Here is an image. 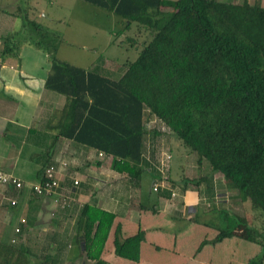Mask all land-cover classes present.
Here are the masks:
<instances>
[{
    "label": "trees",
    "instance_id": "trees-1",
    "mask_svg": "<svg viewBox=\"0 0 264 264\" xmlns=\"http://www.w3.org/2000/svg\"><path fill=\"white\" fill-rule=\"evenodd\" d=\"M81 1L117 16L122 32L135 26L145 30L148 39L135 60L123 63L121 75L114 78L99 66L87 69L57 59L55 36L36 20L20 17L21 30L5 38L1 56H14L24 43L47 54L51 66L45 88L65 97V104L49 121L56 138L110 157L115 172L139 181L145 119L153 117L188 154L196 156L198 167L206 161L223 176L228 190L236 191L252 211L264 216V6L260 0H174L169 11L162 10L168 4L165 0ZM24 29L28 39L18 40ZM131 43L135 44L132 39ZM50 164L41 169L40 177ZM140 210L148 208L141 205ZM213 213L217 222H232L234 227L196 218L197 224L215 232L196 253L224 242L233 245L229 246L233 254L249 253L242 264H264V230L247 224L251 216L240 218L225 210ZM80 216L86 222V258L109 264L101 253L114 214L87 204ZM143 240L141 230L122 238L117 225L115 256L138 263ZM234 257L227 258L229 264H236ZM0 264L59 263L52 258L32 261L27 248L0 241Z\"/></svg>",
    "mask_w": 264,
    "mask_h": 264
},
{
    "label": "crops",
    "instance_id": "crops-1",
    "mask_svg": "<svg viewBox=\"0 0 264 264\" xmlns=\"http://www.w3.org/2000/svg\"><path fill=\"white\" fill-rule=\"evenodd\" d=\"M20 1L0 0V172L24 183L22 190L0 185V241H14L27 248L32 261L52 258L59 264H94L86 258V222L80 216L81 208L91 204L115 216L101 253V259L109 264H229L228 259L214 255L224 242L204 246L196 253L199 244L212 239L215 232L195 220L206 218L217 223L213 212L228 211V202L237 197H223L221 189L230 192L223 176L213 172L206 161L198 167L196 156L188 154L176 139V146L170 145L169 179L155 192L153 183L162 179L145 155V142L140 180L132 181L112 169L110 157H99L93 149L56 138L54 124L49 121L53 112L63 107L65 97L45 88L51 66L47 56L25 43L14 56H1L5 38L21 30L22 21L17 17ZM260 2L264 6V0ZM4 17H9L6 26ZM68 155H76L77 160L69 164ZM60 162L67 163L58 174L57 194L68 200L64 209L59 208L58 195L43 197L31 190L44 166ZM192 172L193 177L189 175ZM200 178L199 185L183 182ZM214 198L217 205L206 211L204 202ZM141 205L148 210H140ZM117 225L122 238L144 231L138 263L115 256ZM16 228H20L19 234ZM198 230L201 233L197 236ZM233 255L236 264L245 263L250 256Z\"/></svg>",
    "mask_w": 264,
    "mask_h": 264
},
{
    "label": "rangeland",
    "instance_id": "rangeland-1",
    "mask_svg": "<svg viewBox=\"0 0 264 264\" xmlns=\"http://www.w3.org/2000/svg\"><path fill=\"white\" fill-rule=\"evenodd\" d=\"M165 1H167L168 4L163 6L162 10H171L169 5L171 1L174 0ZM224 1L241 3L243 0ZM19 8L18 14H20V16L17 15V17H29L30 19H34L55 36L54 41H57L55 44V56L57 59L70 65L87 69L99 66L101 70L107 71L108 73L110 72L114 78H118L121 75L123 63L135 60L141 48V43L148 39V33L135 26H132L131 29L125 33L122 32L121 20L117 16L109 14L81 0H21ZM34 8L36 10H34ZM8 18L9 17L1 18L3 22L5 20V26L9 22ZM22 31L26 32H22V35L19 34L17 38L18 40L25 41L28 39V31L26 29ZM1 32L2 30H0V33ZM131 39L132 42H135L134 45H132ZM45 55L47 56V54ZM47 60L50 64L48 56ZM145 129L146 135L144 137V142L146 157L157 166L159 161L164 158V154H169L170 152L171 162L168 172V174H170L172 163V150L170 149V145L172 147L176 146L175 138L170 136L167 128L153 117H146ZM75 156L76 155H68L66 160L69 164H71V161L77 160ZM68 166L69 171H72L71 165ZM168 174L165 175L167 179H169ZM189 175L193 177L195 174L192 172ZM220 193L223 197H232V195L237 197L234 201L228 202V211L231 214L240 218L250 215L251 217L248 219L247 224L259 231L264 230V216L257 211H252L248 203L242 201V199L237 196L238 194L236 191L230 190V192H228L225 189H221ZM217 200V198H214L212 202H209L211 203V207L217 205ZM204 207L206 211L210 209L206 206ZM250 212L252 215L249 214ZM199 220L208 221L206 218H200ZM217 223L222 228L232 229L234 227L232 222L230 224H226L224 221ZM200 233L201 230H198L196 235L198 236ZM229 246L233 245H225L224 249L222 248L216 251L214 255L218 256L219 259L222 257V259L227 260L229 256L231 259L233 256V249ZM244 247L243 243L240 242L239 252H243L242 249ZM254 247L256 251L259 250V246ZM249 251L251 254V250ZM239 261L242 260L238 259L237 262Z\"/></svg>",
    "mask_w": 264,
    "mask_h": 264
},
{
    "label": "built area",
    "instance_id": "built-area-1",
    "mask_svg": "<svg viewBox=\"0 0 264 264\" xmlns=\"http://www.w3.org/2000/svg\"><path fill=\"white\" fill-rule=\"evenodd\" d=\"M1 62V61H0ZM170 154V153H169ZM169 154H164V158L159 161L158 165L156 166L157 171L161 174V179L158 183L155 182L152 185L153 191L157 192L161 184H164L166 182L167 176L169 169H170V162H171V156ZM99 157H103L102 153L98 154ZM67 167L66 162H60L59 165L57 164H50L48 165L44 171L43 174L41 175L40 179L38 180L37 183L31 186V190L33 193H35L38 196H53V195H58L61 199L59 208L64 209L65 207L68 206V200L63 199L62 194H57V190L60 187V183L58 180V174L61 170H65ZM74 185L78 184L77 180L73 181ZM0 185L6 187V188H13L16 190H22L24 188V183L19 181L17 178L10 174H5L0 172ZM205 206L211 209V203L205 201L204 202ZM21 223H26L24 219H21ZM15 233L19 234L20 233V228L15 229Z\"/></svg>",
    "mask_w": 264,
    "mask_h": 264
}]
</instances>
